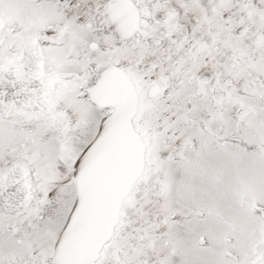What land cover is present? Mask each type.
I'll use <instances>...</instances> for the list:
<instances>
[{
	"label": "snow or ice",
	"instance_id": "snow-or-ice-1",
	"mask_svg": "<svg viewBox=\"0 0 264 264\" xmlns=\"http://www.w3.org/2000/svg\"><path fill=\"white\" fill-rule=\"evenodd\" d=\"M0 264H264V0H0Z\"/></svg>",
	"mask_w": 264,
	"mask_h": 264
}]
</instances>
